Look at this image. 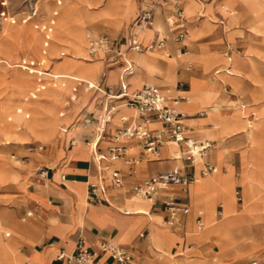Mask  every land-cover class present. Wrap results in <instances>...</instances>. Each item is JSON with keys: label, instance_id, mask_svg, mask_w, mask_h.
<instances>
[{"label": "crops", "instance_id": "obj_1", "mask_svg": "<svg viewBox=\"0 0 264 264\" xmlns=\"http://www.w3.org/2000/svg\"><path fill=\"white\" fill-rule=\"evenodd\" d=\"M85 1L96 3L94 0V2L91 0ZM178 1L187 19V27H197L200 29L196 38L189 40L188 43H186L188 38L181 44L175 43L172 40L164 19L166 13L165 7L155 8L152 26L141 28L144 30V33H139L137 39L144 47H149L159 40H164L165 44L162 48L149 50L154 53L166 51V55L170 57L173 51L174 54L177 51H189L194 55L191 58L194 64L193 70L186 63L176 68V83H181L182 87L184 86L180 91H183L187 98L189 97L191 100L189 103L180 102V111L185 116L183 122L188 128V135L197 142L207 141L210 143L206 160L218 170L216 176H212L203 182L200 181V183H190L186 192H183L180 186L174 185L160 190L155 199H142L147 203L148 212L153 216L149 218L147 215L126 214L128 213L125 212L127 208H130V211H134L139 206L138 203L131 200L135 197L133 188L148 178L168 171L184 172L187 174L193 173L194 176H198L201 161L195 162L191 168H184L185 164L180 156L175 157L172 155L171 149L168 146L171 142H167L161 146L159 158L146 159L135 140L126 142L124 145L128 147L125 152L127 157L138 158L139 162L133 165L124 164L121 160L111 163V168L117 170L123 180V184L120 187H116L113 184L108 171L99 174L92 161L91 155L93 151L104 155L109 154L108 148L112 144L111 137L116 131L134 126L141 121L140 116L134 114L133 110L126 107L122 101H111V104L115 105L116 108L112 113L110 122L106 124L105 131L100 140H97V132L94 128L96 127L95 124H88L86 122L88 118L94 119L97 115L101 114L106 103H108L100 91L98 92L93 87L89 88L88 84L98 86L101 91L111 86L116 93L120 91L121 82L126 85L127 92H133L141 88L144 84H148L146 82L145 70L141 67L137 72V78L134 81L130 80L135 66V52L127 50L126 41L136 30L133 23L134 18L141 10L149 8L152 4H134V14L136 12L137 14L129 23L127 31L118 40L109 37L112 40L111 51L98 54V58L101 54L102 57L96 72L91 73L92 83H71V85H75L71 87L73 89L75 88L76 91L71 90L70 92L75 95H78L79 88L81 90H87L85 91V96L80 98L82 101L77 106L70 107L64 121L57 125V133L54 135L52 142H30L27 144V152L36 155H45L46 157L41 158L45 160V164H41L37 168L35 176H33L39 184L30 190H26L24 183L21 182L23 179L21 178L22 175L15 170L4 171L2 170L3 167L0 166V183L5 180H10L18 185L20 189L24 190L22 192V198L15 201L16 207L12 209L0 208V216L9 217V215H14L20 222H25V229H21V231L17 230V234L3 230L0 224V264H67L65 259L57 260V256L60 252H63L65 256L71 254L79 239L94 253L95 258L93 264H115L107 253L101 252L100 246L103 242L112 243L126 249L132 256L133 264H173L170 257L174 256L177 250H184V246H187L188 250L196 253V258L203 259L206 256L204 254L211 249V245H215L220 253V260L216 264H247V259L260 249L262 243L258 240L253 239L249 244H242L239 242V239L243 234L250 232L251 226L264 221V197H258L253 200L248 199L246 206L247 222L233 230L234 238L238 245L249 247L253 244V250L246 252L242 256L238 255L235 257L231 255V252L222 253L215 236L211 234L198 235L195 229L194 219L197 216H200L204 226H206V221L208 222L209 220L208 218L204 221L201 212L204 207L206 208L214 204V219L219 220L222 217V207L221 215H217V210L220 206L218 203L222 191L215 179L221 185L223 177L228 176L226 187L234 195V209L238 211H241L243 208L244 196L249 198V194L252 191H255V194L264 193L261 187V183L264 181V109L255 107L250 103L253 93L247 88V80L243 76L244 73L251 71L248 65L242 64L237 58L233 59L234 62L232 64L227 60L230 56L220 55V51H218L216 45L206 43L204 46L198 44L200 46L199 48L192 45L205 28L198 24H191L188 20L190 16L197 14L199 18H203L207 14L205 11L215 6L221 12L223 0ZM25 2L27 4H34L32 11L30 13L23 11L20 14L11 16L10 18H13V22L2 18L6 20V24H14L16 21L22 24H29L28 22L30 20H32L30 22H38L39 19L33 18L38 14V3L40 0H25ZM64 2L65 0H62L58 5L56 0H51L53 4L52 11L41 25L49 26L50 20L55 19L54 25L51 26L52 32L49 34L48 46L46 48L43 47L45 31L41 30V32L39 30L42 35L40 53L42 55V50L46 51V55L42 56L48 60V49L53 42L54 28H57V33L60 31L57 34V38H60V41L62 38L72 39L67 31H62L63 28L68 27V21L61 19L62 17L59 14V9L63 7L62 4ZM112 2L114 4H111V6L121 5L117 4L121 0H113ZM197 4L200 5L199 10H197ZM123 5H126L127 11L121 25L134 15L130 13V0L129 4ZM205 6L208 7L206 8ZM155 19H159L160 21L162 19L164 24L163 29L159 30L154 27ZM96 24L98 23L95 22L94 25H91L93 30L100 27L99 25L96 26ZM33 26L35 27L34 29L38 30L36 28L37 25L33 24ZM23 27L27 35V26L24 25ZM92 29L85 30V54L87 50L86 35L90 32L89 30L93 31ZM86 31L88 32L86 33ZM33 40L34 34L31 41ZM16 46L17 44L12 40L11 52H16ZM75 48L79 51L80 49L82 50L83 46L77 47L75 45ZM58 49H65L67 52L73 50L70 46H59ZM21 50L25 49L19 45V52ZM125 51H131L132 53H123ZM118 53L122 54L119 55ZM0 56H6V54H0ZM18 56L21 57L20 54ZM116 58H118L117 61ZM31 60L38 61L35 57ZM105 61L106 63H104ZM125 61L131 64L132 73L125 75L121 81L120 76ZM149 61L158 62V56H150ZM43 66L44 70H49L46 64ZM109 71H111L110 76L107 78L106 75ZM211 72L216 76L215 78L209 75ZM0 74L3 76L0 83L1 99L5 98L7 93H10L13 86L10 76H5L3 73ZM29 74H35L37 78L36 73ZM191 78L197 80L195 87L207 94L204 104L205 108L214 105L218 108L215 117H208L207 111H204L205 113L200 111L195 100L198 93L193 88ZM61 79L59 78V80ZM150 85H154L160 90L166 88L163 85ZM96 93H100L101 95L99 101H95L96 97L90 99ZM86 97L87 99L85 100ZM29 100H34V98H30ZM48 103L49 99L44 101L42 110L35 112L34 125L37 131H50L52 119L51 114L46 112ZM64 107H68V104ZM78 114L79 117L77 118L76 116ZM121 117H126V120H121ZM25 118H28V115ZM212 119L218 122L219 134H216L214 130L210 129ZM247 120L255 121L259 126L251 130L246 125ZM81 121L92 125V127L82 126L77 132V136L83 145L94 140L96 147L92 149L93 151H89L84 147L74 149V145L70 146V141L73 138L69 139L68 132L73 127L72 125H77ZM70 126L72 127L70 128ZM160 126V123L153 122L149 125V128L155 129ZM10 135V130H0V136L2 138H9ZM10 140L17 139L11 136ZM8 143L6 142V144ZM29 146L35 148L42 146V149L28 151ZM257 160H260L261 163L256 164L255 162ZM96 182H100L104 186L103 194L107 202L97 203L89 201L88 186ZM25 191L29 194L41 196L42 200L40 201L35 197L28 196ZM235 192L240 196L239 201L237 200ZM167 195L174 196L179 203L186 204L189 207V214L184 218L186 231L184 236L181 230L172 228L168 230L162 224L166 217L162 199ZM82 200H84L85 204H83ZM25 208H27L26 218L19 217ZM7 211H11V214ZM30 212L31 214H29ZM232 217L229 215L228 218L231 219ZM156 229L157 232L154 233ZM21 236H26L27 238H21ZM6 238H10V242ZM6 243H10V250L14 253L13 257L6 252L3 257ZM163 252L164 258L158 259L156 255L158 253L163 254ZM198 253L200 256H198ZM178 255L183 254L179 253ZM254 259L258 260L259 264H264V254L252 260Z\"/></svg>", "mask_w": 264, "mask_h": 264}, {"label": "rangeland", "instance_id": "obj_2", "mask_svg": "<svg viewBox=\"0 0 264 264\" xmlns=\"http://www.w3.org/2000/svg\"><path fill=\"white\" fill-rule=\"evenodd\" d=\"M94 1H96V3H90L89 1H85V0H65V2L62 4L63 7L59 9V14L62 17L61 19L65 18V20L68 21V27H66L65 29L63 28L62 31L63 32L67 31L70 34V26L76 20L75 14H77L78 16H82L85 22L80 31V40L82 42V43L80 42V47L83 46V48L82 50L80 49L79 51H77L76 50L77 48H75L74 41L63 38L60 41V38H57L58 37L57 34H59L60 31H58L57 33V28H54L53 42L50 44V47L48 49L49 50L48 53L49 60H48L46 57H43L40 53L42 35L41 32L39 31V28L45 22V20L52 11L53 4L51 3V0H40V2L38 3V14L36 17L33 18V19H39L38 22H30L32 21L30 20L28 22L29 24L27 23L22 24L16 21V23L14 24L9 23L8 26H5V29L1 27L2 18H7L8 19L7 21L10 22L9 18L13 15L20 14L23 11H27L30 13L33 9L34 4H27L25 0H0V54L2 55L6 54V56H0V73H3L5 76L8 77L10 76L13 86L10 93H7L5 95V98L0 99V126H2L0 130L6 131L5 122L7 119H9L8 116L5 114L7 110L5 109L6 107H8L9 111L16 110L18 109V107L26 108L28 109L27 113H24L23 116L21 115V119H26L25 117L27 115L31 119L32 117L33 118L36 117L35 112L42 110L44 101H47L49 99L47 110L51 112L50 114L52 119L50 131L47 132L40 131V133L36 136L29 134L25 130L19 132L17 135L16 134L10 135L9 138H2L0 136V166L3 167L2 170L4 171L15 170L20 175H22L21 178L23 179L21 182L24 183L26 190H30L39 184L37 180L33 178V176H35V172L37 168L41 164H45V160L41 158H46L45 155H40V154L36 155L34 153L27 152L26 151L27 144L30 142L33 143L52 142L54 135L57 133L56 132L57 125L60 122L64 121V119L67 116L68 109L70 107L77 106V104H75L74 102L68 104L67 103L68 99H66L67 95L65 94L54 95V96L36 94L33 90L34 88L30 85L31 82L28 72H24L22 71L21 68L16 66L17 63H19V60L20 61L31 60L33 59V57H35L38 59V61L40 62L43 61L44 65L46 64L47 68H52L53 70L58 69V70L73 71L74 73L77 74L74 68L66 67L63 64V62H65V60L68 59L71 54H73L77 58L84 59V60L81 59V62L84 66H90L91 64L94 63H96L99 66L100 65L99 61L101 60L102 54L99 56V58L96 57L92 60L88 59L85 54V45H84L85 30L89 28L92 29L91 25L92 24L94 25L95 22H97L98 24H96V26L99 25L100 27L96 30L92 29L93 31L89 30L91 31V33L94 34L104 33L107 34L109 37L118 40L127 31L129 23L137 14V12L134 14L135 12L134 4H154V1L156 0H130V4H131L130 13L134 15L126 22H124L123 25H121L123 23L122 20L127 11L126 8L123 7L124 4L123 0H121L120 6H115V7L114 6L110 7L108 5L110 0H94ZM230 2H231V7H229L227 10L221 9V12L223 13H221L219 9L215 6L213 8L211 7L210 9H208V11L206 10L205 12L207 14L203 18H199L197 14L190 16L188 20L191 22V24L192 23L198 24L201 25V27L205 28L200 33L198 39H196L195 42L192 43V45L197 46L198 48L200 47L198 44H202L204 46L206 43H208L209 45H216V48H218V51H220V55L222 56L227 55L232 57L233 59L237 58L241 61L242 64L248 65L251 71L244 73L243 76L247 80V88L250 90V92L253 93V97L252 100H250V103L255 107H260L261 109H264V0H230ZM2 3H5V5H3ZM205 7L207 8L208 6ZM199 8L200 5L197 6V10H199ZM111 9L112 10L114 9L113 13ZM2 13L5 14L4 17L1 16ZM161 23H162V28H164L162 19H161ZM33 24L38 26V30L34 29L35 27L33 26ZM24 25L27 26V30H26L27 35L24 31V27H23ZM112 29H117V30H112ZM189 30L190 28L188 27V36H187L188 40L186 43H188L189 40H191V38L189 37ZM87 32L88 31H86V33ZM33 34H34V40L31 41L33 39ZM140 34H143V32H141ZM12 40L17 44V46L15 47L16 52H11ZM19 45L23 46L25 50H21L19 52ZM59 46H70L73 50L71 52H67L65 49L59 50L58 49ZM148 50H152V48L150 49L148 48ZM127 52L130 53L131 51H125L123 53H127ZM24 53H27L29 56L23 55ZM187 53L192 54L189 51H187ZM18 54H20L21 57H19ZM143 54L144 52L139 53V55H143ZM136 55H138V53L134 54V63H135ZM173 55L174 53L172 52L170 57H173ZM125 59L127 60V58ZM117 60L118 58H116V61ZM5 61H8L9 63ZM104 63H106V61ZM185 63L189 65L192 68V70L194 69V64L192 63L191 59L185 60L183 63H180L179 66H182ZM138 70L139 68L136 66L135 63L133 76L134 75L136 76H134L131 79L132 81H134L137 78ZM110 72L111 71L107 73L106 75L107 78ZM209 75L212 78L216 77L215 75H213L212 72L209 73ZM176 77L177 76H175L172 79H168L167 81L159 82V84L157 85L166 86V89L170 91L171 88L169 87L175 85ZM2 79L3 76L2 74H0V83ZM65 80H69V79H65ZM190 80L192 84L197 83L195 82L196 79L194 78H191ZM71 86H75V85H71ZM181 88H184V86ZM86 90L87 89L81 90V88H79L77 92L78 94L77 98L80 99L82 96L84 97ZM69 91H71V88L69 89ZM31 94L34 96V100H29ZM96 94L92 95L90 99L97 97ZM87 97L85 98V100L87 99ZM21 99L28 101L23 102L21 104L20 103ZM63 99H65L63 103H67L68 107L63 108L61 104V101ZM187 99H188L187 102L189 103L190 98L188 97ZM99 100L100 99L98 98V100L95 101H99ZM197 104L200 111L208 110V108H205L204 106L205 103L203 104L202 102H197ZM63 110H65V115L59 117L60 115L59 112ZM179 110H181V104L179 105ZM76 117L78 118L79 114ZM13 118L10 119H12L14 122L20 120L15 116H13ZM79 124L80 125L85 124L87 127L91 126L84 121L79 122L78 125ZM212 124H214L213 121ZM74 125H72L73 127L70 126V128L72 127L71 129L67 128L70 129L69 132L73 130ZM214 131H218V130H214ZM11 136L15 137L17 140H10ZM6 142L9 143L6 144ZM73 142H74V149L84 147L85 149L90 151L89 145L87 144L83 145L78 137L73 139ZM255 163L259 164L261 163V161L257 160ZM215 170H217L216 167L214 168V171ZM207 176L208 175L202 178H206ZM261 187H262V191H264V181H262ZM22 192H24V190L20 189L18 185H16L12 181L10 180L2 181L0 183V208L12 209L16 207L15 201L22 198L23 195ZM25 192L28 196L35 197L37 198V200L40 201L42 200L41 196L29 194L27 191ZM258 197L259 198L264 197V193L254 195V198H252L251 200ZM145 204L148 208L147 203ZM242 207L243 208L241 211L235 209L236 214H243V212L247 213L246 205L245 206L243 205ZM26 212H27V208H25L20 213L19 217L26 218ZM149 214H136V215L149 216ZM131 215H135V214H131ZM213 215H214V211H213ZM7 221L6 220L0 221V224L4 229H22L20 225V221L18 219H15L14 221L10 219ZM162 224L166 229L171 230L170 227L166 226L164 223ZM207 230H208L207 234H211L216 237V242L219 238H221L220 234H218L216 231H210L207 228V226H204V229L200 231L201 233L198 232L197 234L202 235ZM253 239L260 241L262 245L254 255H252L247 259V264L253 258H259L262 254H264V221H261L258 224L256 225L254 224L253 226H251L250 232L248 234H243L239 239V242L242 244H249L250 242H252ZM226 244L228 245L227 241ZM211 246H212L211 249H209L207 253L204 254L206 256L203 259L196 258L195 255L196 253H193V251L188 250L187 246H184V250H177L174 256L170 258L173 264H216L220 260V253L218 252V249L217 247H215V245H211ZM237 248L240 249L241 251L237 252L236 247L228 246L226 252H231V255L237 257L238 255L242 256L246 252L253 250L247 246L244 247L240 245H237ZM179 253L183 255H178ZM156 256L158 259H163L164 252L163 254L158 253ZM198 256H200L199 253Z\"/></svg>", "mask_w": 264, "mask_h": 264}, {"label": "built area", "instance_id": "obj_3", "mask_svg": "<svg viewBox=\"0 0 264 264\" xmlns=\"http://www.w3.org/2000/svg\"><path fill=\"white\" fill-rule=\"evenodd\" d=\"M62 0H56L59 5ZM3 5L5 3H2ZM166 13L164 16L165 22L168 26V31L171 34L172 40L177 43H183L188 34L187 19L183 13L180 2L178 0H156L149 8L141 10L134 18L133 23L136 30L126 41L127 50H131L135 53H141L150 48H162L165 44L164 40H159L149 47H144L138 42V29L144 27H151L153 23L155 8H165ZM4 17V13L1 14ZM13 22V18H9ZM49 26H43L42 30L45 31V40L43 47L48 46ZM87 41V55L89 57H95L99 50L109 52L112 48V40L108 35L103 33L93 34L88 33L86 35ZM45 53V52H43ZM121 55L122 53H118ZM43 62L35 60H21L19 67L22 70L31 73L36 69H40L37 73V81L40 82L44 73ZM131 64L125 61V65L121 71L120 79L122 81L125 75L131 74ZM89 88H96L104 96L108 103L103 109V112L96 116V118H88L86 122L88 124H95V130L97 132V140H100L102 134L105 131L106 124L110 122L112 113L115 111L116 106L111 104V101H122L124 105L136 112L141 118L139 124L131 127L123 128L116 131L111 137V146L108 148V155L99 154L95 151L92 152V161L99 174L104 171L110 173L111 180L116 187H120L123 184V180L119 172L111 168V163L117 160H121L124 164L133 165L139 162L138 158L127 157L126 150L128 147L124 145L126 142L135 140L138 147L141 149L142 154L146 159H157L160 156V148L163 144L171 142L176 144L180 158L184 162V168H191L194 165L195 158L201 159V168L199 170V176H206L213 171L214 167L206 160L207 152L210 148V143L197 142L192 139L187 132V126L184 124V114L179 110L180 102H187L186 96L178 94L182 84L176 83L171 90L166 88L160 90L154 85L144 84L138 90L133 92H127L126 85L121 82L120 91L115 92L111 86L101 91L98 86L88 84ZM39 87L38 89H42ZM73 91H76L74 88ZM202 114V113H201ZM121 120L125 121L126 117H121ZM153 122L160 123L159 128L150 129L149 125ZM74 145L73 140L70 141V146ZM96 147V143L93 144V148ZM34 149L41 150L42 146L28 147V151ZM195 180L193 173H181L175 171H168L157 174L152 178L144 180L141 184L133 188L135 197L143 199H155L158 193L162 189H166L170 186H180L183 192L187 191L190 183ZM104 186L100 182L91 183L88 186V199L92 202H107L104 198ZM237 200H240V196L235 192ZM163 208L166 211V217L164 224L172 229H179L184 236L185 220L184 218L189 214V207L186 204L179 203L174 196L167 195L162 199ZM31 214V212L29 213ZM217 215H221V206L218 207ZM194 225L197 232L204 229V224L201 221L200 216L194 219ZM101 252L107 253L115 264H133L131 254L124 248L112 244L103 242L100 246ZM94 253L87 248L83 241L79 239L74 251L66 255L60 252L57 256V260L65 259L67 264H93ZM250 264H259V261L254 259Z\"/></svg>", "mask_w": 264, "mask_h": 264}, {"label": "bare ground", "instance_id": "obj_4", "mask_svg": "<svg viewBox=\"0 0 264 264\" xmlns=\"http://www.w3.org/2000/svg\"><path fill=\"white\" fill-rule=\"evenodd\" d=\"M112 1L113 0H110L109 1V4L108 5L110 7H111V4H114ZM123 1H124V4H128V2H129V0H123ZM117 4H120V3H117ZM222 4H223V7H222L223 10H227L229 7H231L230 0H223ZM125 6L126 5H123V7H125ZM113 10H112V13H113ZM82 14H83V12H82ZM4 16H5V14H4ZM75 16H76V20L70 26V36L72 37L71 40L75 42V45L77 47H80V42H81V40H80V31H81V29H82L85 21H84V19H83L82 16H78L77 14H75ZM6 20H8V19L6 18ZM6 20L2 19V22H1V27L4 28V29H5V26H8L9 25V23H7V24L5 23ZM54 23H55V19L54 20L53 19L50 20V26H53ZM153 25H154L155 28H157L159 30L163 29L162 28V23H161V21L159 19H155ZM42 27L43 26H41L39 28L40 31L42 30ZM36 28H38V26H36ZM199 30L200 29L197 28V27L190 28V30H189V37L191 39L192 38L193 39L196 38V36L199 34L198 33ZM51 32H52V28H50V33ZM141 32L144 33V30L138 29V35ZM89 33H91V31ZM187 36H188V34H187ZM187 36H186V38H187ZM186 38L184 39V41L186 40ZM86 45H87V41H86ZM43 52H45V53H43ZM101 52H105V51L99 50L97 52V55L95 57H92L91 58V57H89L87 55V50H86V55H87V57L89 59L92 60V59L96 58L98 56V54L101 53ZM23 55H28V54L27 53H24ZM42 55L45 56L46 55V51L42 50ZM152 55H157L158 56V62H150L149 61V57L152 56ZM193 56L194 55H192V54H188L187 51H185V52H179V51H177L173 55V57H169V56L166 55V51H158V52L154 53V52H151V51L147 50V51L144 52L143 55H139V53H138V55H136L135 63H136V66L138 68L141 67V68H143L145 70L146 82L149 85L150 84H159V82L167 81L168 79L174 78L177 75L176 74V68L179 66V64L180 63H183L185 60L191 59ZM81 59L80 58H77L75 55L71 54L70 57L68 59H66L65 62H63L64 66L69 67V68H74V70L77 72V74L74 73L73 71L58 70V69L53 70L52 68H49V70L47 69V70L44 71V73L42 75V78H41V81L38 82L37 81L38 77L36 78V75L35 74H29L28 73V75L30 76V82H31L30 85L34 88L33 89L34 92L36 94H38V95H48V96L65 94V95H67V98L66 99H68V102H67L68 104L71 103V102H74L75 104H78L79 101H81L82 99H78L77 98V95H75V94H73V93H71L69 91L70 88H71V90H73V88L71 87V83H73V82H80L79 84H81L82 82L92 83L93 80L91 78V73L92 72L93 73L96 72V69L98 68V65L96 63L91 64L90 66H84L82 64V62H81ZM82 60H84V59H82ZM227 60H229L232 64L234 62L233 58H231V57L228 58ZM5 62L9 63L8 61H5ZM41 62H43V61H41ZM43 64H44V62H43ZM16 66L19 67V63H17ZM39 70L40 69H36L33 72L36 73V71L38 72ZM33 72H31V73H33ZM155 74H157V75H155ZM109 76L110 75H108V78H109ZM134 76H136V75H134ZM134 76L132 75V77L130 78V80ZM59 78H62V79L59 80ZM65 79H69V80H65ZM195 82H197V81L195 80ZM174 86L175 85H173V86H171L169 88H173ZM195 86H196V83H193V88L198 93V96L196 97L195 100L197 102H202L204 104L205 103L204 100H206L207 94L206 93H203L202 90H199V88H197ZM39 87H43V88L40 90V89H38ZM178 94H181V95L186 96L183 91H179ZM30 98H34V96L31 94ZM98 98L101 99L100 98V93L97 94V97H96L95 100H98ZM64 100L65 99H63L61 101V104H62L63 108H64L65 105H67V103H63ZM24 101H27V100H22L21 99L20 103L22 104ZM180 104L181 103H179V105ZM2 108H4V107H2ZM5 109H7L6 112H5V114L9 118L5 122V127H6V130H10L11 135H15V134L17 135L19 132H21L23 130L27 131L29 134L34 135V136H36V135H38L40 133V131H37L35 129V125H34L35 118L32 117L30 119V117H28L26 119H21V115L23 116L24 113H27V110L28 109L23 108V107H18V109L13 110V111H11V110L9 111L8 110V107H6ZM9 109H10V107H9ZM206 111H207V116L208 117H215L216 116V113L218 111V108L214 105V106L208 107V110H206ZM46 112L48 114L51 113L48 110ZM202 112L205 113L204 111H202ZM59 113H60L59 117L60 116H63V115H65V110H63V111H61ZM134 114H136V112ZM13 116L19 118L20 120H17L16 122H14L12 119H10V118H13ZM212 121H213L214 124L211 125L210 129L218 130L219 129V126H218L217 120H213L212 119ZM246 125H248L251 130L256 129L259 126L255 121H250V120H247L246 121ZM82 126H86V125L85 124H82V125H80V124L78 125L77 124V125H75L74 128H73V130L70 131L69 134H68L69 138H73V139L77 138L78 137L77 136V132L81 129ZM89 127H92V125L89 126ZM216 132H217V134H219V131H215V133ZM20 140H22V139H20ZM93 144H94V140H91V142L87 144V145H89V149L90 150L93 149ZM168 146L171 149V152H172V155L173 156H175V157H179L180 156V153L178 152V150L176 148V144L171 143V144H168ZM195 161L196 162H199V161H202V160L199 159L198 157H196L195 158ZM217 172H218L217 170L214 171V169H213L212 172H210L209 174H207L208 176L206 178H202V179H201V176H199V174H198V176H195V180L193 181L194 182L193 184L200 183V181L203 182L204 180H206V179H208V178H210L212 176H216ZM215 180H216V183L218 184V186L220 187V189L222 191V195H221V198H220V201H219L218 204L223 208V213H222V217L219 220H215L214 219V215H213L214 204H211L210 203L211 205H209V207H206V208L204 207L202 209V214H203V216L205 218V221L209 218L208 222L206 221V226H207V228L210 231H216L218 234H220L221 238H219L217 240V242H218L217 244H218V246L220 248V251L222 253H225L227 251V247L228 246L236 247V251L237 252H240L241 250L237 248L238 243H237V241L234 238L233 230L236 227L241 226V225H243V224H245L247 222L246 221V213L243 212V214H236V211L234 209V195L226 187V183L228 181V176H224L223 177V181H222V184L221 185H219L217 179H215ZM202 193H204V192H202ZM254 195H256L255 194V191H252L249 194V198L246 197V196H244V203H243V205L244 206L245 205L247 206L248 199L254 198ZM142 199L139 198V197L132 198L131 200L134 201V202H136V203H138L139 206L136 207L134 211H130V208H127L125 210V212H128V213H126V214H135V215L136 214H149V212L147 211V206L143 202ZM82 202H83V204H85L84 203V200H82ZM246 211H247V209H246ZM7 212L9 214H11V211H7ZM229 215H231L233 217L230 219V218H228ZM152 217L153 216L151 214H149V218H152ZM10 219L14 221L16 219V217H14V215H11V216L9 215V217L0 216V221L1 220L2 221L3 220H6L7 221V220H10ZM24 223L20 222V225H21L22 229H25V227H24L25 224ZM152 226H154V225H152ZM4 227H6V226H4ZM2 229L5 230V231H8V232H11V233L14 232L15 234H17L16 233L17 230L21 231V229H4L3 227H2ZM156 232H157V229L154 231V233H156ZM207 233H208V230L205 231L202 235H206ZM24 237L27 238L26 236H21V238H24ZM9 240H10V238L7 239V241H9ZM12 241H13V239H12ZM226 241H227L228 245L226 244ZM9 244L10 243H6V247L7 248L4 247L3 257L5 255V252L8 253L9 255H12V257L14 256L13 251L10 250V245ZM252 247H253V244H251L249 246V248H251V249H252Z\"/></svg>", "mask_w": 264, "mask_h": 264}]
</instances>
